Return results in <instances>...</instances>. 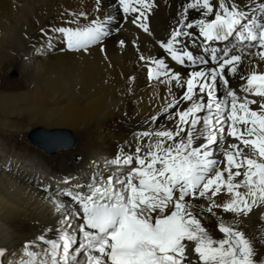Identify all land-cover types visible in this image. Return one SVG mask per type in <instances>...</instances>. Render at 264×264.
<instances>
[{
    "label": "snow or ice",
    "instance_id": "1",
    "mask_svg": "<svg viewBox=\"0 0 264 264\" xmlns=\"http://www.w3.org/2000/svg\"><path fill=\"white\" fill-rule=\"evenodd\" d=\"M111 7L101 15L94 0L91 19L83 10L62 14L63 24L40 29L45 50L58 41L71 52H103L130 23L165 54L145 55L139 37L131 41L166 95L134 150L120 148L107 171L46 186L57 224L26 241L11 264H264V0H182L162 37L150 23L156 0ZM252 217L258 224L248 233ZM8 255L0 247V264Z\"/></svg>",
    "mask_w": 264,
    "mask_h": 264
},
{
    "label": "bare ground",
    "instance_id": "2",
    "mask_svg": "<svg viewBox=\"0 0 264 264\" xmlns=\"http://www.w3.org/2000/svg\"><path fill=\"white\" fill-rule=\"evenodd\" d=\"M114 2L102 0L101 15L112 12ZM181 2L156 0L158 7L150 23L158 37L166 34ZM93 7L94 0H0V247L8 250L9 264L26 241L56 225L60 216L45 191L46 186L54 187L43 183V178L35 185L38 177L48 172L59 176L72 173L80 176L77 181L86 182L99 170L89 165L93 155L89 148L106 150L111 155L108 159L120 148L129 150L131 145L134 150L136 133L146 127L143 121L159 110L161 97L166 95L163 86L149 81L146 66L138 61L131 41L139 37L145 55L164 54L130 23H124L119 33L105 41L103 52L98 47L88 53L71 52L58 41L54 50H45L47 37L40 29L48 32L53 25L63 24L62 14L67 11L83 10L91 19L97 15ZM118 38L126 41L123 49ZM15 69L21 74L11 82L7 73ZM22 87L27 89L18 92ZM117 120L124 124H119L117 133H108V126ZM36 126L77 133L80 148H84L80 162H70L67 151L57 152L50 160L39 153L20 152L27 145L24 134ZM10 142H14V151ZM99 171H107L106 163ZM207 223L215 228L214 219ZM247 223L245 230L252 233L258 218ZM213 234L222 235L218 231Z\"/></svg>",
    "mask_w": 264,
    "mask_h": 264
},
{
    "label": "rangeland",
    "instance_id": "3",
    "mask_svg": "<svg viewBox=\"0 0 264 264\" xmlns=\"http://www.w3.org/2000/svg\"><path fill=\"white\" fill-rule=\"evenodd\" d=\"M26 56L27 57H25V60H28L29 55H26ZM19 73H20V70H18V71L16 69L15 70H9V73H7V77L6 78L8 80H10L11 82L12 81H15V79L18 76ZM21 80L22 81L24 80L23 77H21ZM24 89H25V87H22V88H19L17 91L18 92H21ZM113 123L114 124L108 126V128H109L108 129V133H110V134L117 133V130L119 129V124H124L123 121H121V120H117V121H115ZM115 125H116V127H115ZM38 127H42V126L33 127L31 129H29L24 134V136H25V143H27V145H26V148H24L20 152L27 153L29 151L30 154L31 153H39V155H41L43 157H46V159L48 157V160H50L51 157H54L57 152H59V151H67V154L70 155V158H69V161L70 162H74V163H79L80 162L81 154L84 152V150H83L84 148H80L79 136L77 135V133H75L72 129H69L70 135L73 136V138L75 139V146L73 148L67 147V146L63 145L62 147H60V148H58V149H56V150L53 151L51 148H54L55 149L58 146V143H54L53 145L48 146V148L50 147V149L47 150V149H44V148H40V147L35 146L28 139V137H27L28 136V133L31 132V131H33V130H35ZM45 129H47V128H45ZM59 129H66V128H59ZM2 141L5 142V140H2ZM5 143H7V142H5ZM13 145H14V142H10L9 147L11 148V150L14 151V146ZM27 146H28V148H27ZM93 149L89 148L90 153L91 154L93 153V155H94V156L92 155V160H91V163H89V165H91V164L96 165V166H93V167H96L97 169L101 170V165H103L104 163H106V161L110 160V159H108V157H110L111 155L110 154H107L105 152L106 150L104 151V150H101V149H97V151H96V150H93ZM19 150H21V149H19ZM19 150L17 149L16 151H19ZM100 156H103V157H100ZM59 175H60L59 173L57 175V173L48 172L44 176L38 177L39 178L38 179L39 181L35 185H38L40 183V179L43 178V183H50V184H52V186L54 187L53 190H55L58 187L60 188L62 185L65 186V187L68 186V185L62 183V181H63V179L65 177H73L74 179L72 180V182H75V181H77V180L80 179V176L77 178L78 175L77 174H74L73 175L72 173L69 174V175L68 174L67 175L64 174V175H61V176H59ZM82 179L83 178L81 177V180Z\"/></svg>",
    "mask_w": 264,
    "mask_h": 264
},
{
    "label": "water",
    "instance_id": "4",
    "mask_svg": "<svg viewBox=\"0 0 264 264\" xmlns=\"http://www.w3.org/2000/svg\"><path fill=\"white\" fill-rule=\"evenodd\" d=\"M27 137L34 145L47 150L50 149L48 146L53 145L54 143H58V146L55 149L51 148L53 151L63 145L67 147L75 146V139L70 135V131L68 129H45L43 127H38L29 132Z\"/></svg>",
    "mask_w": 264,
    "mask_h": 264
}]
</instances>
